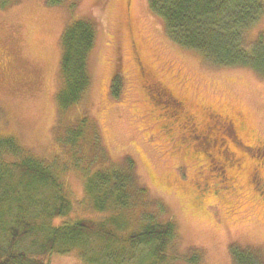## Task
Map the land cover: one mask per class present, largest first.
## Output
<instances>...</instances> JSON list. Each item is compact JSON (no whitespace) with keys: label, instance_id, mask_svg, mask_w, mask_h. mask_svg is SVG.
Here are the masks:
<instances>
[{"label":"rangeland","instance_id":"1","mask_svg":"<svg viewBox=\"0 0 264 264\" xmlns=\"http://www.w3.org/2000/svg\"><path fill=\"white\" fill-rule=\"evenodd\" d=\"M81 17L97 27L89 55L91 84L79 103L62 112L61 36ZM258 37L264 38V15L247 31L249 43ZM117 71L122 88L115 96L111 83ZM178 102L202 126L212 109L244 124L243 137L264 144V74L213 63L173 41L148 0L0 4V140L13 137L23 148L21 155L2 148L0 161L45 160L71 202L67 220L111 215L110 209L94 207L87 175L130 169L131 162L147 205L126 209L129 221L118 232L140 228L145 209L176 226L169 252L179 259L168 264H233V247L264 258V159L253 153L241 168L230 165L221 172L211 166L201 151L209 147L196 141L198 134L185 135ZM83 116L84 134L72 146L68 128ZM256 168L263 187L256 183ZM195 252L199 261L189 262ZM48 261L88 264L77 250L54 252Z\"/></svg>","mask_w":264,"mask_h":264},{"label":"trees","instance_id":"2","mask_svg":"<svg viewBox=\"0 0 264 264\" xmlns=\"http://www.w3.org/2000/svg\"><path fill=\"white\" fill-rule=\"evenodd\" d=\"M11 2L0 0L3 6ZM148 5L173 41L213 63L250 66L264 74V38L247 40L248 29L264 15V0H148ZM96 31L95 22L83 17L63 30L57 94L62 112L79 103L90 87L89 55ZM121 88L117 71L111 83L113 95L118 96ZM86 124L83 116L68 128L70 145L83 136ZM2 148L23 153L13 137L0 140ZM20 158L11 164L0 161V264H49L50 254L71 250L88 264H168L179 259L169 252L176 236L173 221H161L142 209L140 228L118 232L129 221L126 209L147 205L142 203L144 188L136 184L131 162L130 169H99L87 175L85 188L94 207L101 212L110 209L111 215L67 220L71 202L50 165L33 156ZM57 218L63 219L54 222ZM231 253L233 264H264V258L250 248L233 247ZM199 258L195 252L187 260L197 263Z\"/></svg>","mask_w":264,"mask_h":264},{"label":"flooded vegetation","instance_id":"3","mask_svg":"<svg viewBox=\"0 0 264 264\" xmlns=\"http://www.w3.org/2000/svg\"><path fill=\"white\" fill-rule=\"evenodd\" d=\"M178 106L182 112L181 120L185 135L188 134L192 137L194 134H198L196 141L201 140L204 146L209 147V149L203 148L201 150L202 153L206 155L211 166H217L219 171H224L225 167L230 165L241 168L245 165L246 160L244 159L246 156H251L253 153L264 159V144L242 136V132L246 128L244 124L224 116L220 112L216 113L212 109H209L207 110V122L205 120V125L202 126L197 121L196 114L191 112L187 104L185 106L184 103L181 105L178 102ZM234 156H241V160ZM254 174L256 183H259L263 187V181L259 177V175H262L258 168L255 169Z\"/></svg>","mask_w":264,"mask_h":264}]
</instances>
